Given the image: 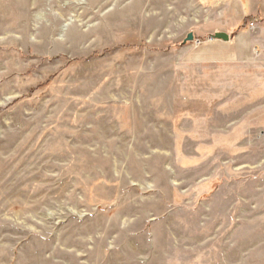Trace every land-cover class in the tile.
<instances>
[{
    "label": "rangeland",
    "instance_id": "374dc122",
    "mask_svg": "<svg viewBox=\"0 0 264 264\" xmlns=\"http://www.w3.org/2000/svg\"><path fill=\"white\" fill-rule=\"evenodd\" d=\"M238 13L0 0V264H264V55L210 39Z\"/></svg>",
    "mask_w": 264,
    "mask_h": 264
},
{
    "label": "crops",
    "instance_id": "0c3cea01",
    "mask_svg": "<svg viewBox=\"0 0 264 264\" xmlns=\"http://www.w3.org/2000/svg\"><path fill=\"white\" fill-rule=\"evenodd\" d=\"M237 1L240 6V13L237 14L238 18L234 23L225 20L226 22L222 23L223 27L214 30V32L223 31L229 35L228 41L219 40V42L223 45L231 46L234 49L232 55L242 56L243 58L254 54H258V56L264 55V21H259L255 30H249L243 26L241 28L242 20L247 16L264 17V0ZM228 16L227 19L229 18Z\"/></svg>",
    "mask_w": 264,
    "mask_h": 264
},
{
    "label": "water",
    "instance_id": "95a60500",
    "mask_svg": "<svg viewBox=\"0 0 264 264\" xmlns=\"http://www.w3.org/2000/svg\"><path fill=\"white\" fill-rule=\"evenodd\" d=\"M192 34L188 35V39H192ZM213 38L218 39V40H223V41H228L229 40V35L226 32L223 31H217L214 32L212 35Z\"/></svg>",
    "mask_w": 264,
    "mask_h": 264
},
{
    "label": "built area",
    "instance_id": "2783aa9c",
    "mask_svg": "<svg viewBox=\"0 0 264 264\" xmlns=\"http://www.w3.org/2000/svg\"><path fill=\"white\" fill-rule=\"evenodd\" d=\"M257 27H258V20L257 19H254L253 21H250L248 23V26H247V28L249 30H255V29H257ZM210 39H215V38L211 37ZM195 43L196 44H200V41L196 40Z\"/></svg>",
    "mask_w": 264,
    "mask_h": 264
}]
</instances>
